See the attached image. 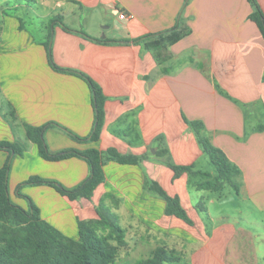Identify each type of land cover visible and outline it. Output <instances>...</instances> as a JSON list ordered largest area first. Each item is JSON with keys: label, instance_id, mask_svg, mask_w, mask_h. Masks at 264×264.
Returning <instances> with one entry per match:
<instances>
[{"label": "crops", "instance_id": "obj_1", "mask_svg": "<svg viewBox=\"0 0 264 264\" xmlns=\"http://www.w3.org/2000/svg\"><path fill=\"white\" fill-rule=\"evenodd\" d=\"M256 3L264 15V0ZM252 12L248 0H0V142L24 146L22 155L0 150V169L11 162V201L27 208L16 188L30 177L72 189L89 175L84 160L46 161L26 138L25 126L51 123L44 133L50 152L113 148L140 158L137 165L106 162L90 200H69L48 185L21 188L65 236L76 240L78 220L96 218L110 194L127 231L125 254L140 243L154 246L150 254L158 246L175 250L178 264H264V39ZM175 27L187 33L162 63L131 42ZM117 40L130 42L111 43ZM48 41L56 67L86 75L105 97L96 141L66 132L90 134L91 93L77 75L51 67ZM189 122L201 123L239 168L238 195L230 187L222 196L197 191L186 174L173 179L169 163L211 171ZM162 149L167 154L158 156ZM145 179L178 197L192 224L166 216L165 201L143 190ZM200 201L206 212L197 210Z\"/></svg>", "mask_w": 264, "mask_h": 264}, {"label": "trees", "instance_id": "obj_2", "mask_svg": "<svg viewBox=\"0 0 264 264\" xmlns=\"http://www.w3.org/2000/svg\"><path fill=\"white\" fill-rule=\"evenodd\" d=\"M248 2L253 8L249 19L254 22L264 39L263 12L256 0H248ZM57 22L62 23L57 18L52 20V23ZM186 33V30L176 31L175 27L168 33L147 35L131 40V42L141 43L157 63H162L169 57L164 53L167 48L182 39ZM81 34L88 37L82 32ZM112 42L128 43L130 40ZM44 46L51 67L57 71L77 75L86 82L91 93L94 122L90 134L81 138L69 131L66 132L77 142L98 140L104 123L105 97L101 89L80 72L56 67L51 61L49 41ZM52 125L48 123L41 127L25 126L26 138L37 145L40 157L46 161H61L72 157L84 160L88 165L89 175L72 189H66L56 181L35 176L28 178L16 188V196L27 201V208L24 209L14 204L8 193V174L11 168V162L8 159L0 169V264H117L122 251L128 246L127 231L119 224L118 217L112 211L113 208H118V199L110 194L104 195L95 207L96 218L78 220V238L75 240L65 236L58 229L42 220L37 206L30 198L22 195L20 190L23 186L48 185L69 200H90L95 189L104 181L103 166L106 162L115 161L119 164L137 165L140 158L121 155L113 148L105 151L66 149L50 152L44 140V133ZM188 125L195 133L202 152L208 159L211 171L197 170L194 165L177 166L169 163L168 166L174 173L173 179L186 174L188 184L197 191H209L217 196H222L225 188L230 187L235 195H238L239 185L235 178L240 174L239 168L229 162L226 156L210 143L203 133L201 123L189 122ZM262 129L263 127H259V130ZM0 150L8 152L10 155H22L24 146L18 142H0ZM157 154L164 156L167 151L162 149ZM143 190L165 201L164 213L166 216H174L188 225L192 224L182 208L179 198L169 196L157 182L145 179ZM196 208L200 212H206L202 201L196 205ZM180 261L181 256L175 250L158 246L149 257L139 260L135 264H178Z\"/></svg>", "mask_w": 264, "mask_h": 264}, {"label": "rangeland", "instance_id": "obj_3", "mask_svg": "<svg viewBox=\"0 0 264 264\" xmlns=\"http://www.w3.org/2000/svg\"><path fill=\"white\" fill-rule=\"evenodd\" d=\"M39 178H41V177H39ZM42 179H44V178H42ZM45 180H49V179H45ZM142 244L143 243H141V245ZM143 246L144 247L142 248L140 246V243H139L138 245H136V248H134L131 253H127V254H125L124 251H122L121 257L117 261V264H135L137 261L149 257L150 252L154 248V246L148 245V244H143Z\"/></svg>", "mask_w": 264, "mask_h": 264}, {"label": "built area", "instance_id": "obj_4", "mask_svg": "<svg viewBox=\"0 0 264 264\" xmlns=\"http://www.w3.org/2000/svg\"><path fill=\"white\" fill-rule=\"evenodd\" d=\"M119 18H120V19L125 18V15H124V14H120V15H119Z\"/></svg>", "mask_w": 264, "mask_h": 264}]
</instances>
